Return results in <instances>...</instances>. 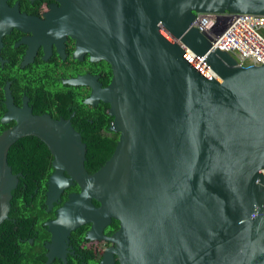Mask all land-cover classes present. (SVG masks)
Listing matches in <instances>:
<instances>
[{
	"label": "water",
	"instance_id": "95a60500",
	"mask_svg": "<svg viewBox=\"0 0 264 264\" xmlns=\"http://www.w3.org/2000/svg\"><path fill=\"white\" fill-rule=\"evenodd\" d=\"M62 1L78 42L113 70L102 90L67 81L92 87L85 103L109 104L119 137L89 173L69 121L9 100L2 121L16 122L0 133V224L18 182L8 150L33 135L58 170L45 203L59 197L62 171L79 187L46 223V264L72 229L91 223L97 233L111 217L117 230L95 233L112 243L99 264H112L111 251L119 264H264V64L239 66L191 26L197 12L264 14V0Z\"/></svg>",
	"mask_w": 264,
	"mask_h": 264
},
{
	"label": "flooded vegetation",
	"instance_id": "af4514ba",
	"mask_svg": "<svg viewBox=\"0 0 264 264\" xmlns=\"http://www.w3.org/2000/svg\"><path fill=\"white\" fill-rule=\"evenodd\" d=\"M65 11L66 6L62 0H0V125H7L0 130V133L16 122L14 117H10L6 122L2 121L8 113L13 111L8 107L9 100L15 107H25L34 115L45 114L53 119L69 121L71 129L79 134L78 138L71 139V143L75 146L86 147L90 140L86 141L84 134L89 132L94 136V132L98 130L96 124L106 102L97 99L85 103V100H91L92 87L86 82L71 84L67 80L92 79L95 84H98V89L102 90L111 82L113 70L111 64L101 57V53L90 52L87 46L78 42L73 28L65 21L68 13L63 15ZM64 91L69 94L65 98L68 101L65 109L59 111L52 105L37 106L41 99L44 101L52 97L62 99L65 96ZM51 93L54 94L51 95ZM108 108L109 104L105 108L106 114L109 115ZM66 113H69L67 117L64 116ZM111 122L112 120L106 130L101 128L99 131L107 135L112 132L118 133L110 128ZM53 160L52 157V169L46 181L54 172H58ZM17 174L19 175L20 172ZM61 174L59 181L61 180L65 185L59 197L51 201L50 205L45 203L46 181L43 184V187L45 186L43 208L47 217L42 221L44 229L38 226L34 228L32 238H28L29 243L33 242V238L46 232L47 237L42 239L45 248V244L50 241V232L46 223L55 218L57 209L68 199L70 193L79 191L78 185L69 179L65 171ZM64 194L66 198H63ZM114 220L111 217L109 225L102 227L97 233L95 229L92 233L88 232L91 223H84L72 229L68 237L60 241L54 250L49 249V253L53 251L54 254L48 264L55 261L57 264H67V257L70 255H79L82 258L78 250L90 253L95 260H101L108 251V247H112V243L107 242L102 236L96 237L95 233L112 235L118 228L114 226ZM80 226H84L82 235L78 231L71 237L72 232ZM86 234L89 235L88 238ZM80 236L81 239H79ZM47 252L45 248V257ZM111 252L112 264H114L117 258L114 252ZM44 262L46 264V258Z\"/></svg>",
	"mask_w": 264,
	"mask_h": 264
},
{
	"label": "trees",
	"instance_id": "16d2710c",
	"mask_svg": "<svg viewBox=\"0 0 264 264\" xmlns=\"http://www.w3.org/2000/svg\"><path fill=\"white\" fill-rule=\"evenodd\" d=\"M64 92L65 96L62 99L49 95L52 97L50 100L41 99L37 106L52 105L59 111L65 109L66 102H68L65 98L69 94ZM53 94L51 93V95ZM107 106L108 104L105 103L101 111L95 135L92 136L89 132L84 134V139L90 140L85 147L84 159V166L89 172L99 169L111 156L116 146L118 133L112 132L107 135L99 131L101 128L106 130L112 120V116L105 112ZM68 114L63 115L67 117ZM4 127L7 125H0V130ZM51 158L47 146L37 137L31 135L21 137L8 150L7 162L12 173L20 172V174L17 186L11 191L8 218L0 224V264H45V258L47 260L44 255L45 248L42 239L47 237L48 233L43 232L37 238H33L32 243L28 242V238H32L36 226L44 229L42 221L47 217V213L43 208V190H45L43 184L52 169ZM63 198H66L65 194ZM93 202L98 205L97 201L93 200ZM113 224L118 226L116 219ZM83 228L84 226H80L72 232L71 237L78 231L82 235ZM77 252L82 255V258L79 255H70L67 257V264H97L98 261L100 262V260H95L90 253L83 250ZM51 264H57V261ZM114 264H119L118 260Z\"/></svg>",
	"mask_w": 264,
	"mask_h": 264
},
{
	"label": "built area",
	"instance_id": "2783aa9c",
	"mask_svg": "<svg viewBox=\"0 0 264 264\" xmlns=\"http://www.w3.org/2000/svg\"><path fill=\"white\" fill-rule=\"evenodd\" d=\"M191 26L209 39L211 50L229 52L239 66L264 64V14L197 12Z\"/></svg>",
	"mask_w": 264,
	"mask_h": 264
}]
</instances>
